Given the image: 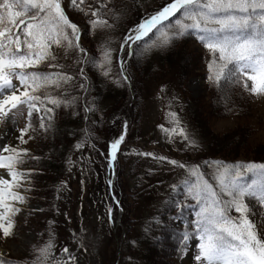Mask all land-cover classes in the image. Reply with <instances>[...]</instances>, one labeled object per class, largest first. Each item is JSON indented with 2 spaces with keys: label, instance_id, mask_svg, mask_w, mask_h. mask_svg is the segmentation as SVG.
Wrapping results in <instances>:
<instances>
[{
  "label": "snow or ice",
  "instance_id": "obj_1",
  "mask_svg": "<svg viewBox=\"0 0 264 264\" xmlns=\"http://www.w3.org/2000/svg\"><path fill=\"white\" fill-rule=\"evenodd\" d=\"M67 9L82 13L86 23L73 22ZM126 16L127 9L116 7L115 0H0V125L11 123L16 132L12 142L0 141V233L4 238L14 235V218L28 204L35 185L37 170L25 165L41 160L23 146L37 136L46 140L54 135L62 109L78 115L82 104L84 118L89 119L96 110L88 74L92 69L117 86L130 85L129 61L134 57H147L182 38L195 37L210 56V85L222 92L227 84L241 93L264 97V0H163V6L145 11L139 22L124 29L117 42L111 33ZM97 32L104 38L93 52L83 46L81 37ZM71 56L75 60L67 62ZM164 91L162 88L161 93ZM174 103L178 97L173 96L169 104L171 126L160 125L161 130L170 140L178 135L189 149L196 150L199 144L183 126L178 112L171 110ZM20 117L26 122L17 128ZM124 129L110 141L106 155L101 153L113 173L127 122ZM94 140L92 130L85 129L73 148L81 153L86 147L94 150ZM137 154L186 173L185 179L170 185L173 194L182 190L184 198L170 196L165 201L178 209L177 218L187 208L195 217L184 224L181 253L196 240V264H264V163L205 161L210 169L206 173L199 164L152 152ZM78 159L91 171V158L81 155ZM77 162L68 159L69 171ZM207 175L215 183L206 179ZM108 184L112 186L111 179ZM64 187L62 182L57 192ZM112 199L119 206L115 195ZM107 212L111 222L113 208L109 206ZM54 224L48 221L47 239L33 248L32 264H78L76 253L66 245L57 254ZM72 239L76 241L75 233ZM0 264H11L2 252Z\"/></svg>",
  "mask_w": 264,
  "mask_h": 264
},
{
  "label": "rangeland",
  "instance_id": "obj_2",
  "mask_svg": "<svg viewBox=\"0 0 264 264\" xmlns=\"http://www.w3.org/2000/svg\"><path fill=\"white\" fill-rule=\"evenodd\" d=\"M161 6H163V0H127V16L120 22L118 30L111 33L113 39L118 42L121 32L139 22V19L145 15V11L152 12ZM67 12L73 22L79 21L80 23L82 21L81 17L74 16L75 12L72 9H67ZM85 35L87 39L84 38L82 40L83 46H87L92 49L91 51L95 52L102 42L104 34L97 32L95 35L91 33ZM114 46H118V44ZM189 49L194 51L195 54L201 55L198 45L195 46L193 44ZM205 51L207 52V50ZM57 52L59 55H63L62 50H57ZM184 57L186 58L187 67L183 65L182 60ZM187 58L188 56L185 55L173 60L171 63L174 68L167 67L168 64L163 67L159 66V68H152L148 64L147 66L142 63L136 64L138 68L135 69V79H132L129 88L132 86L131 90L134 92H132V95L134 98L136 97L135 104L132 107L134 116L138 114L136 116H142V120L140 124L135 123V127L129 134V139L125 138L124 142L126 143L123 145V149L129 154L130 160L133 161L134 158L143 169L155 172L157 179L151 185V189H146V186L145 189H139L140 191H138L137 187L134 188L133 179L127 183L130 185L129 188L124 181L122 182L124 187L123 204L119 203L124 211L122 216L125 214L124 208H126L129 218L134 220L143 217L145 219L143 211H152L157 206L159 195H169L172 192L170 185L179 183L186 178L184 170L173 169L166 162L162 164L150 156H142L137 153L152 152L159 156L180 160L189 165L198 164L196 160L200 158L203 160L206 157L207 142L205 137L201 133L199 134V130L190 121V118H193L190 114V109L193 111V115L197 117V120L203 122L206 127L203 130L207 133L206 136L209 140L213 137L217 140L224 139L227 133L234 130L250 132V134L245 135V140L239 136L231 139L228 135L225 138L226 143L233 144V147L239 145L236 149L238 159H253L257 156H264V97H254L249 93L244 96L238 92L240 95L239 99L243 103H240V105L247 108L246 112L243 111L239 116L230 117L217 115L216 110L213 108V103H211L210 90H208L204 80L203 65L201 63L198 64L195 59L192 60L190 58L189 60ZM74 60L75 56H71L67 62H73ZM179 74H185L188 80L185 83H181ZM181 87H183V93ZM103 88L104 90L96 95L98 97H104V95L109 97L111 95L109 99L112 100L103 98V103H100L101 99L99 98L98 101L101 105L98 106L108 103L115 105L111 108L112 112L109 115L110 118H108V129L104 132L103 137L101 133L99 134L101 141L103 140L104 142L102 144L100 141L99 146H97V150L101 153H104L108 149L110 141L123 131V125L121 127L117 126L120 118H123L120 115V108H118L117 104L120 103L121 105L125 98V94L122 92L120 95L118 93L112 95L105 86ZM162 88L165 90L164 93H161ZM96 89L100 91L98 88ZM173 96L178 97V103H174L171 110L178 112L183 126L199 144V148L196 150L189 149L186 146V142L182 141L178 135L175 139L170 140L161 130L160 125L166 128L171 126L167 114L170 110L169 104L172 102ZM129 107L130 105H128ZM25 122V119L20 117L15 127H23ZM15 134L16 132L11 123L0 125V141L12 142ZM53 136V144H49L50 141L40 143L39 139L41 137L37 136L35 140L23 146L27 147L33 155L41 157L39 163L29 161L25 168H35L37 170V175L34 177L35 183L37 180H42L46 187L45 190L49 192H43L41 196H36L34 185L32 192L29 193L30 200L28 204L22 206V211L14 218V235L4 238L2 233H0V252L6 254L11 264H32L34 259L33 248L39 246L47 239L48 221H55L57 254H59L60 247L66 245L76 253L78 264H116L118 256L117 245L120 243L121 248L124 235L122 218L118 217L120 206H117L112 199V196L115 195L114 189L107 187L109 175L112 180L113 173L110 170L106 173L104 162L101 159L102 155L99 156L93 149L87 147L82 153L77 152L74 150L73 141H70L68 135L56 132ZM67 141L70 142L69 154L66 158V165L61 167V175L58 176L49 172L46 164H48L50 158L56 160L54 158L55 153ZM240 143L244 144L241 145ZM245 146L247 148H244ZM254 147L255 149H253ZM41 151L44 154H41ZM81 155L91 158L93 161L90 165L91 171L79 162L78 158ZM69 158L78 161L71 171H69ZM126 166L129 171H132V167H134L129 162ZM82 167L84 168L83 173L81 171ZM141 175L144 176V173L142 172ZM188 178L193 179L191 177ZM205 178L208 179L207 177ZM212 180V183H215L213 178ZM62 182L66 183V187L57 192V187ZM120 189L122 188H119V191ZM109 206L113 208L111 222L107 212ZM37 207L44 208L45 211L33 213L31 210ZM56 209H59V212ZM194 218L193 214L190 215L191 220ZM179 224L180 221L176 220L174 222L175 226ZM73 233L77 237L75 242L72 239ZM196 243H198L196 240L189 242L188 251L178 264H196L193 258L194 253L197 251L195 248ZM166 259L156 252L153 261L155 264H164L163 260ZM129 264H133L132 261Z\"/></svg>",
  "mask_w": 264,
  "mask_h": 264
},
{
  "label": "trees",
  "instance_id": "obj_3",
  "mask_svg": "<svg viewBox=\"0 0 264 264\" xmlns=\"http://www.w3.org/2000/svg\"><path fill=\"white\" fill-rule=\"evenodd\" d=\"M124 5V2H119L118 6ZM126 7V6H124ZM200 45V51L201 55L195 54L194 51H190L191 45ZM90 50H92L90 48ZM206 49L203 48V45L195 39V37H185L181 40L175 42L171 47L165 49V50H154L151 54H149L147 57L142 58H133L129 61V63L132 65L130 68L131 73V83L132 79H135V69L138 68L136 65L137 63L144 64L145 66L150 65L152 68H159V66L163 67L164 65L168 64L167 67L174 68V65L171 63L173 60H176L177 57H182L187 55L190 60V58L195 59L198 61V64L201 63L203 66L204 77L207 82V88L210 90L211 93V100L213 103V108L216 110L217 115L221 117H230V116H239L240 113L243 111L246 112V107L243 105H240L242 101L239 99V93L246 95V92L241 93V90L239 88H232L228 86L227 84L224 86V90L221 92L218 90L215 86H212L209 84L207 80L208 76V67H207V61L210 59V56L205 51ZM204 51V52H203ZM94 52V51H93ZM98 55V53H97ZM183 65L187 67L186 65V58H183ZM197 64V63H196ZM173 65V66H172ZM168 70V68H167ZM192 71H194L192 69ZM89 77L92 81V97L95 98V112L89 114V119L85 120L84 118V112L82 110V104L81 107L78 108V115H71L70 110H60L59 113V119L57 121V131L56 132H62L65 135H68V138L70 141H73V144H75L81 134H84L85 129H91L93 132V135L95 136V140L92 141L95 143V149L94 151L101 155V152L97 150V146H99V142L101 141V137L99 134L101 133L102 137L106 129H108V118H110L111 114V108H113L112 103H108L102 106L100 103H103V98L107 100L111 98V95L104 97H98L96 95L99 92H102L104 90L103 86L106 87V89L109 90L110 94L118 93H124L125 98L124 102L120 105L117 104L118 108H120L119 112L120 115L123 117L120 118V122L118 123V127H121L125 121H127V136L126 139H129V134H131V131L135 127V123L140 124L142 120V116H134V111L132 109L133 105L135 104V99L132 95L131 87L129 88L128 84L117 86L114 83H111L109 80L104 79L102 76L99 75V73L95 72V69H92L89 71ZM179 78L181 80V83H185L188 79L185 74H179ZM192 75V74H191ZM156 79V78H155ZM103 86H102V85ZM181 86V85H180ZM98 88L100 91H97ZM101 88V89H100ZM181 87L182 93L184 90ZM121 93V94H122ZM134 93V92H133ZM133 97V98H132ZM100 100V103L98 99ZM118 99V98H115ZM141 100V98H140ZM112 102V101H111ZM243 104V103H242ZM128 105L130 107L128 108ZM231 109V111H229ZM244 109V110H243ZM118 110V109H117ZM190 114L193 116V118H190V121L196 126V128L199 130V134L203 137H205V141L207 142V152L206 157L203 158V160L200 158L199 160H196L198 164L201 166V170L209 173V166L205 164V161L211 162L214 161H221L225 164L230 163H264V156H257L253 159H238V153L236 152V149L239 147H233V144L226 143L225 138L230 136L231 139L235 137H240L241 139L245 140V135L250 134L249 131H240V130H234L230 133H227L224 136V139L217 140L216 138H212L209 140V138L206 136V132H204L203 129L206 127L204 126L203 122H200L197 120V117L193 115V111L190 109ZM122 120V121H121ZM123 123V124H122ZM55 132V134H56ZM72 133H75V135H72ZM53 135L50 136L48 139H42L40 138L41 142H49V144H53ZM102 144L104 143L103 140L101 141ZM223 142V143H222ZM241 145L244 143H240ZM70 142H65V145L62 146L58 152L55 153L56 160L51 159L48 161V164H46V167L49 172L61 175V167L66 165V158L69 154V148ZM244 148H247L246 146ZM255 149V147L253 148ZM46 153V152H45ZM41 154H44V152L41 151ZM46 155V154H45ZM218 155V156H217ZM102 162H104V158L101 157ZM130 163L129 154L122 149L119 153V159L118 163L116 165V178L114 180V193L116 195V199L119 200L121 204H123V181L127 184L125 180V175L127 173V163ZM191 164V163H190ZM132 172H129V176L133 179V184L135 185L134 188L137 187L138 191L141 189H151V185L156 181L157 175L155 172L150 171L149 169H143L140 163H138L136 160L133 161ZM134 172L133 170H136ZM139 170L144 172V176L139 174ZM179 170V169H178ZM210 182H213L210 175L206 176ZM135 180V181H134ZM130 185L127 187L129 188ZM108 187V186H107ZM36 196H41V193L49 192L45 190V184L42 180H37L35 183ZM119 188L120 189L119 191ZM140 189V190H139ZM144 191V190H143ZM142 191V192H143ZM141 192V193H142ZM170 196H174L175 199H183L182 190L179 195L173 194L172 192L167 194L159 195V201L157 203V206L152 211H143V217L131 219L127 216L126 208L125 214L122 217V225H123V242L121 245L120 250V257H119V263L118 264H129V262L132 261L133 264H155L154 260V254L158 252L165 258L166 260H163L164 264H178L180 260L184 257L185 253H181L179 251L181 245L180 240L182 236V232L184 230V224L187 221H190V215H192V209L187 208L184 210L183 215L179 216L177 218L178 209L171 203L165 205V201L169 199ZM140 197V196H139ZM189 203H194L192 201H189ZM152 207L151 205H149ZM159 220L160 223L157 224L156 220ZM180 221V224L178 226L174 225L175 221ZM156 237H159V239H156ZM117 259V258H116ZM115 259V261H116ZM160 259V258H159ZM159 264V263H158Z\"/></svg>",
  "mask_w": 264,
  "mask_h": 264
}]
</instances>
